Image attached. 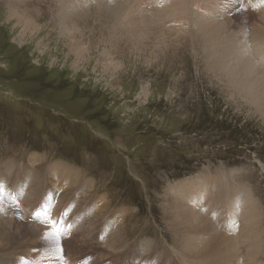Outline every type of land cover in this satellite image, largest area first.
I'll return each mask as SVG.
<instances>
[{"label": "rangeland", "instance_id": "obj_1", "mask_svg": "<svg viewBox=\"0 0 264 264\" xmlns=\"http://www.w3.org/2000/svg\"><path fill=\"white\" fill-rule=\"evenodd\" d=\"M44 1L0 0V166L12 163L27 171L17 174L11 167L0 188L7 182L11 191L6 205L20 202L22 211L27 210L24 216L41 224L54 209L32 200L30 210L25 205L37 192L30 176L36 175L35 182L40 177L50 179L52 168L62 165L89 183L88 192L79 190L78 202L93 204L98 212L103 202L106 218L113 213L123 216L120 223L127 242L116 253L92 247L107 245L102 223L103 235L79 247L86 237L73 233L78 223L73 211H65L59 215V226L52 228L61 234V221L67 219L66 232L76 242L68 246L74 255L60 257L61 264H88V259L90 264L154 260L174 264L169 258L172 249L175 253L171 229L165 226L169 219L161 206L165 193L183 181L223 177L233 187L236 183L244 190L250 187L264 218V112L231 89L228 77L215 69L219 59L218 63H238L242 46L248 56L243 54L244 58L257 62L254 68L257 64L264 68V52L256 46L258 14L236 0H197L193 11H201L204 22L220 25L222 32L226 24L230 39L219 32H197L195 22L179 30L173 21L161 19V26L148 32L133 27L143 38L140 45L131 42L137 37L114 27L122 20L115 5L95 1L86 14L77 13L78 20L68 21L60 14L68 1ZM158 5L152 0H128L132 19L142 23L148 13L156 16L162 6ZM259 6L254 8L257 12L263 8ZM10 8L19 9L16 18ZM66 13L72 12L66 8ZM230 43L237 56H227ZM80 49L83 53L77 55ZM60 175L50 186L55 190L53 201L64 206L75 202L68 189L76 182L68 183ZM86 226L89 229V222ZM4 229L7 233L2 230V235L13 230ZM13 238L1 247L10 263L15 260L14 250L40 264H52L50 259L57 256H48L32 237ZM129 248L132 262L122 255Z\"/></svg>", "mask_w": 264, "mask_h": 264}, {"label": "bare ground", "instance_id": "obj_2", "mask_svg": "<svg viewBox=\"0 0 264 264\" xmlns=\"http://www.w3.org/2000/svg\"><path fill=\"white\" fill-rule=\"evenodd\" d=\"M67 1L68 4H65ZM95 1H97L96 3H98L99 1V3L101 2V4H104L106 6H110V5L116 6L117 9L115 12L117 13L116 16L122 20L120 21L118 26H114V27H118L121 31H125L131 36L137 37V39L131 40V42L134 44L140 43L141 45L143 43V38L138 35L140 34L139 32L140 30L138 31L139 32L138 34L136 31L132 30L134 26L138 28H142L143 30L148 32L149 31L148 29L150 27L161 26L162 24L160 23L161 19L173 21L177 25L176 29L179 30H182L184 26H188V24H192L193 22H195L196 25L194 29L197 32L202 31L204 33H207L208 35H214L216 32H219V33H223L224 38L228 37L229 39L231 38L232 35V33L230 34L226 30L228 27L226 26V24L224 25L225 31L222 32V30H220L221 29L220 25L218 24L215 25L212 22L209 23L208 22L209 20L208 21L206 20L207 22H204L205 16L203 17L202 14H201L202 16L199 14V12L201 11L197 12L198 14H196L192 8V5L196 4L197 0H152L154 4H159L160 6L161 5L162 6L160 10L157 11L156 14H154L156 15L155 17L153 15H149V13L148 15H146L145 13L146 15L145 17H142V15L140 14L141 17L144 18L143 19L144 23H142L140 20L139 21L133 20L134 17L132 19V15H130L129 13L130 9L128 8V0H61V2L65 4V7L61 8L60 14L61 15L63 14L62 18L64 20H68V21L78 20L77 18H74L77 16V13L82 14V12L83 13L85 12L86 14L87 8H89L92 5V3H95ZM236 1L239 5L246 7L248 6V8L251 11L255 12L256 15L258 14L257 19L259 21L258 22L259 24L257 25V29L259 35L256 37L257 38L256 46L259 48L258 50L259 53H263L264 52V11L262 10L264 9V0H236ZM149 2H151V0H149ZM142 4H144V2H142L141 5ZM258 5H260L259 8H261V6L263 7L259 10V12H257L256 9H254ZM66 8L68 9V11H71L72 13L67 14ZM93 9H97V8L94 7ZM101 9L104 8L102 7ZM9 10L10 12L15 13V14H11V17L16 18L17 16L16 14H18V12L15 10H19V9L10 8ZM90 12L92 13V11ZM211 18L208 19L211 20ZM17 20L19 21V19ZM20 21L22 20L20 19ZM183 30L185 31V29ZM68 32L69 31H67V33ZM258 33H255V36ZM67 36L70 37L69 35ZM70 39H72V37H70ZM243 52H244L243 46L241 52L240 50L239 53L237 51L234 52L232 50V44L230 43V50L228 51L227 56L229 57V54L232 55L234 54L237 56L238 53L239 54V56L237 57L238 63L234 62L232 63L233 64L232 65L229 64L228 61V64H226V60L222 61L221 63H218V61L220 60L219 59L216 61L217 66H215V69L217 72L218 71L222 72L221 73L223 74L222 77L226 76L229 78V79L227 78V80H229V83L232 84L231 89H234V91L240 93V95L242 94L244 96H247L252 102H254V104L256 103L257 107L261 109V111L264 112V70H262L264 68L262 69L258 68L257 67L258 64L254 68V64H256L257 62L255 63L251 61L254 63V64L252 63L253 65L249 63L250 61H248V59L250 58H244V55L246 56V54H244ZM82 53L83 50L80 49L77 55H82ZM253 53L254 52H252V54ZM254 55L256 56L257 52ZM251 59H254V57ZM11 167L16 170L17 174L20 171H22L23 173L27 172L22 168H19L17 166L15 167L14 164L12 163H7L5 166H0V182L1 179H3L2 176H5V178H7V175L9 174L7 173V171L9 172V169ZM58 174L61 175L63 174V177L67 178L68 183L76 182V184L70 185V188L68 189L71 195L75 198V202H69L64 206H60L58 202L53 201L52 196L55 193V190L50 186L51 185L50 182L53 179V177H56ZM51 175L52 178L49 179V177L46 178L40 177L38 178L37 182H35L36 175L34 176L29 175L32 184L34 183L33 185H35L37 189V192L34 191L35 194L31 195L33 196V198L27 199L25 205L29 209V202L30 200H32L35 202V204H41L48 209L51 208L54 209L53 212L49 210V213L52 214V217L50 218V215H47V218L44 217L43 219L45 221H43V223L41 224L39 223V219L37 220L38 223H34L33 221L28 220L24 216L23 213H27V210L25 209L24 211H22L21 208L22 206H20V202H18L17 205L14 207L6 205L7 202H10L9 192L11 191V188L9 187L7 182H6V187L4 185L3 187L0 188V264H30L29 262L40 264L39 262H36L32 258L28 257V255H25L24 251H23L24 254L23 253L19 254V252H17L14 249H13L14 251H12L11 253V256L15 257V260L13 263H10L11 259L9 261L8 257L7 258L5 257L3 252L4 250H2L1 247L3 245H7V243H12V241H14L13 237L15 236L20 237V239L22 236L32 237L31 238L32 242L35 245H38L37 247L43 248V251L47 253L48 256L49 255L53 256L57 254V256H53V258L50 259L52 261V264H61L60 257L66 255L68 252L74 255L75 251L72 250L73 251L72 252L68 248V246H74L76 240L74 236L72 235L69 236L68 231L66 232L65 225L66 224L69 225V223L66 221L67 219L61 221V230L64 229L61 234H58L57 232L58 229L57 231H55L54 227L52 228V226H59L60 224L59 215L65 213V211H67V213L73 211L72 216L75 215V221L78 223V226L74 229L73 233L75 234L79 232L80 235H82L81 237H83V235L86 237L84 242H82V244L79 245V247H81L82 245L84 247V245L86 244L88 245L89 243H91L92 241L98 239L101 235H103L104 230H102V232L100 230V227L102 226L103 223L106 226L105 235H107V237H105L104 235L103 240L107 245L105 246L104 243L103 244L98 243L92 247L96 246L97 248H101L104 250L103 252L106 253L108 252L116 253L117 251H120L122 246L127 243L124 241V234H123L124 224L122 223L123 225H121L120 223V220L123 219V216H117L116 214L113 213L111 214L110 218H106V213L102 210L105 208L103 202L102 204H100L101 206L98 205L99 212L93 210L92 208L93 204L87 205L88 204L87 203L86 204L87 206L86 205L84 206L80 202H78V199H81L80 197H78L79 190H82L83 193L87 191L88 190L87 188L89 187V183L88 182L86 183V181L80 178V175L75 173L74 171L68 170L64 168L62 165L56 164L54 168H52ZM77 178H79L78 181ZM20 181L22 180L20 179ZM45 183L48 184L44 185ZM236 185L238 184L236 183ZM236 185L235 187H233L229 182H226L223 177L210 178L209 176L206 179L202 178V180L195 179L193 181L189 180L188 182L183 181L171 187L165 193V200L163 202V205L161 206L162 207L161 211L163 212L164 217H167L169 219L167 222H165V226L167 230L171 229L170 234L174 242L175 253H172L173 249L170 247L172 249V252L170 253L169 258L173 260L174 264H264V218H261V214L259 211L262 208L258 210V204L256 203V201L254 202L255 199H253L252 196L254 193L251 192L250 187H247L244 190L241 186L236 187ZM76 191L77 193L75 194ZM104 210L106 211V208ZM97 212L98 214H96ZM78 213H80L81 215L77 216L76 214ZM86 222H89V229H87ZM45 224L47 226H45ZM16 226L22 232L17 230ZM43 226L45 227L43 228ZM6 227L13 229L10 235H2V230L3 232L7 233L4 229ZM48 227L52 228L55 231V233L53 231L51 232V230ZM89 231L92 233H89ZM89 234H91V236L92 235L94 236L92 240L88 239V237L90 236ZM60 245L65 246V249H61ZM137 248L139 249L141 247H137ZM57 249L58 252L56 251ZM78 250L77 252L80 253V251ZM25 252H28V250H26ZM139 253L138 254L136 253L138 257L141 256V254ZM123 254H127L129 256V261L132 262L130 260V255H131L130 248L126 249L122 253V255ZM74 257L76 258V256ZM138 257L136 259V262L138 261ZM69 258L70 257H68V260H71ZM169 258H166L167 260L165 262L168 263ZM90 262L91 261H89L88 259V264H90ZM162 263L163 262H159V260L158 261L154 260L151 262V264H162Z\"/></svg>", "mask_w": 264, "mask_h": 264}]
</instances>
